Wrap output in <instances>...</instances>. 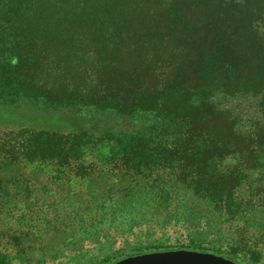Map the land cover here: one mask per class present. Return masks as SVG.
<instances>
[{
  "label": "trees",
  "instance_id": "1",
  "mask_svg": "<svg viewBox=\"0 0 264 264\" xmlns=\"http://www.w3.org/2000/svg\"><path fill=\"white\" fill-rule=\"evenodd\" d=\"M248 96L264 117V0H0L2 104L133 124L0 132V172L109 168L162 204L174 183L235 219L255 209L238 190L264 174V125L244 128L218 99Z\"/></svg>",
  "mask_w": 264,
  "mask_h": 264
},
{
  "label": "rangeland",
  "instance_id": "2",
  "mask_svg": "<svg viewBox=\"0 0 264 264\" xmlns=\"http://www.w3.org/2000/svg\"><path fill=\"white\" fill-rule=\"evenodd\" d=\"M218 104L246 129L264 125L251 96L220 98ZM110 117L84 121L28 102H0V132L131 130L132 122ZM99 172L85 179L46 165L0 172V264H115L138 253L182 247L238 264H264L263 173H252L238 190L255 209L230 219L180 185L169 183L172 200L165 205L145 180L109 168Z\"/></svg>",
  "mask_w": 264,
  "mask_h": 264
},
{
  "label": "water",
  "instance_id": "3",
  "mask_svg": "<svg viewBox=\"0 0 264 264\" xmlns=\"http://www.w3.org/2000/svg\"><path fill=\"white\" fill-rule=\"evenodd\" d=\"M115 264H238L211 254L167 251L150 253L121 260Z\"/></svg>",
  "mask_w": 264,
  "mask_h": 264
}]
</instances>
